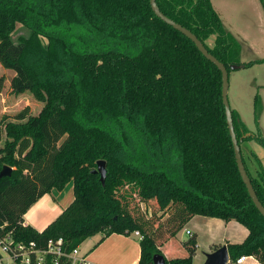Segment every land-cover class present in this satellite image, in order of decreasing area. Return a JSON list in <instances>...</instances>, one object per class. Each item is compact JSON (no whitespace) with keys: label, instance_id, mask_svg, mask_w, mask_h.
Listing matches in <instances>:
<instances>
[{"label":"trees","instance_id":"trees-1","mask_svg":"<svg viewBox=\"0 0 264 264\" xmlns=\"http://www.w3.org/2000/svg\"><path fill=\"white\" fill-rule=\"evenodd\" d=\"M155 1L228 73L231 65L255 63L237 61L240 44L210 0ZM17 24L29 35L14 43ZM0 65L14 71L13 94L31 92L43 102L36 116L24 109L15 121L0 122V171L12 169L0 179V236L41 247L61 238L70 252L98 234L97 244L138 232V264H153L155 254H169L162 252L167 242L202 216L242 225L248 234L226 245L229 258L253 256L264 264V217L237 170L221 73L158 19L148 0H0ZM260 112L255 97V120ZM231 113L238 144L254 140L264 148L259 133L242 137L245 128ZM98 161L106 163L104 185L92 173ZM245 170L264 207V171L252 177ZM70 182L73 201L52 223L40 233L23 226L33 204ZM151 200L163 218L145 232L133 208ZM183 245L188 256L164 257L165 264H192L196 236Z\"/></svg>","mask_w":264,"mask_h":264},{"label":"rangeland","instance_id":"rangeland-1","mask_svg":"<svg viewBox=\"0 0 264 264\" xmlns=\"http://www.w3.org/2000/svg\"><path fill=\"white\" fill-rule=\"evenodd\" d=\"M210 2L224 29L233 35L240 44L239 56L237 49L234 48L237 61L240 64L255 62L249 67L229 71V107L236 115L240 127L245 128L241 133L242 137H248L247 134L259 133L264 139V62H256L264 60V12L262 6L259 0H210ZM28 35L29 32L17 24L11 38L16 43L19 38H26ZM211 42L212 40L209 41V44ZM1 76L5 81L0 93V122L1 120L4 122L15 121V116L24 109H27L26 114L36 116L42 109L43 102L31 92L15 95L10 91L9 84L14 76V71L5 70L0 65ZM255 97H257L261 108L257 120H255ZM239 147L242 160L252 177H255L257 169L261 168L264 171V148L261 145L254 140H241ZM133 211L140 213L145 232L152 231L163 218L161 212L157 210L154 200L138 205L133 208ZM186 229L195 232L199 237L198 245L196 240V252L192 264H203L208 250L206 244L210 233L209 228L205 225V217L197 216L192 224L186 226ZM186 229H182L164 245L162 252L169 251V254L164 251L165 258H186L188 256L187 248L183 245L190 239V236L185 233ZM230 233L238 237L236 230H232ZM134 237L140 240L139 237ZM252 263V261H247V264Z\"/></svg>","mask_w":264,"mask_h":264},{"label":"crops","instance_id":"crops-1","mask_svg":"<svg viewBox=\"0 0 264 264\" xmlns=\"http://www.w3.org/2000/svg\"><path fill=\"white\" fill-rule=\"evenodd\" d=\"M72 188L70 182L63 190L52 189L48 194L41 197L24 215L23 226H30L37 232H42L72 203ZM195 218L197 216L193 217L183 229H186L188 224H192ZM205 225L210 231L206 244L207 253H211L213 247L240 244L248 234V231L235 221L224 222L217 218L205 217ZM232 230L238 232V237L230 233ZM186 231L189 230L186 229ZM189 232L196 236L198 245V235L195 232ZM134 236L113 234L97 244L101 239V235L98 234L85 240L79 248L81 253L88 255L93 264H138L140 247L139 240Z\"/></svg>","mask_w":264,"mask_h":264},{"label":"water","instance_id":"water-1","mask_svg":"<svg viewBox=\"0 0 264 264\" xmlns=\"http://www.w3.org/2000/svg\"><path fill=\"white\" fill-rule=\"evenodd\" d=\"M151 10L154 13V15L160 19L162 22H164L166 25L172 27L175 31L181 33L183 36H185L188 40H190L197 50L202 54V56L211 62L221 73V98H222V104L224 107V114L226 119V124L229 132V136L231 138V143L233 147L234 152V158L237 166L238 173L241 177V180L247 190V193L249 195V198L251 199L253 205L257 209V211L260 213L262 217H264V207L260 203V201L257 198V195L253 189V186L251 184V181L247 175V172L245 170V166L242 160L240 147L238 144V140L236 138V134L234 131V125L232 120V113L231 109L229 107L228 103V89H229V83H228V70L226 66L218 61L214 56H212L207 49L204 47V45L197 39V37L191 33L188 29L182 27L181 25L175 23L173 20L167 18L158 8L155 0H148ZM243 65H231L229 66L230 70H238L243 68ZM251 134H247L246 136H250ZM12 169L8 166H4L2 170L0 171V179L4 177H9L11 175ZM93 174L98 173L100 176V183L101 185H104L105 177H106V163L104 161H98L96 164V169L92 172ZM229 259L227 246L223 245L219 247L218 249L212 251L211 253H207L205 255V261L203 264H227ZM153 264H165V259L160 254H155L152 258Z\"/></svg>","mask_w":264,"mask_h":264},{"label":"built area","instance_id":"built-area-1","mask_svg":"<svg viewBox=\"0 0 264 264\" xmlns=\"http://www.w3.org/2000/svg\"><path fill=\"white\" fill-rule=\"evenodd\" d=\"M190 237L192 233L185 232ZM141 239L138 232L133 233ZM252 261L260 264L253 256H240L235 261L228 259L227 264H245ZM0 264H93L79 246L67 252L61 238L48 241L41 247L35 242L16 241L12 234L0 236Z\"/></svg>","mask_w":264,"mask_h":264}]
</instances>
